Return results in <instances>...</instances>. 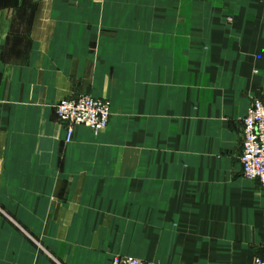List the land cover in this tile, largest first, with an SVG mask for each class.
<instances>
[{
	"label": "crops",
	"instance_id": "1",
	"mask_svg": "<svg viewBox=\"0 0 264 264\" xmlns=\"http://www.w3.org/2000/svg\"><path fill=\"white\" fill-rule=\"evenodd\" d=\"M82 95L108 125L66 141L54 105ZM256 98L264 0H0L5 261L253 264L264 187L239 156Z\"/></svg>",
	"mask_w": 264,
	"mask_h": 264
},
{
	"label": "built area",
	"instance_id": "2",
	"mask_svg": "<svg viewBox=\"0 0 264 264\" xmlns=\"http://www.w3.org/2000/svg\"><path fill=\"white\" fill-rule=\"evenodd\" d=\"M59 123L66 130V141L71 140L76 126H85L93 133L104 130L110 119L107 101L82 95L60 100L54 106ZM243 176L264 187V100L256 98L242 117V144L239 156ZM109 264H154L134 256H114ZM253 264H264V252Z\"/></svg>",
	"mask_w": 264,
	"mask_h": 264
},
{
	"label": "rangeland",
	"instance_id": "3",
	"mask_svg": "<svg viewBox=\"0 0 264 264\" xmlns=\"http://www.w3.org/2000/svg\"><path fill=\"white\" fill-rule=\"evenodd\" d=\"M65 99V98H64ZM62 100V99H61ZM104 100V99H103ZM59 102V101H58ZM57 102V103H58ZM56 103V104H57ZM55 106V105H54ZM77 127V126H76ZM85 127V126H83ZM87 128V127H86ZM89 129V128H88ZM90 130V129H89ZM92 132V131H91ZM93 133V132H92ZM95 134V133H94ZM97 134V133H96ZM2 202L0 203V264H21L20 262V257L18 255H16V253L14 252V248H12V252L11 254L13 255L11 257V260H7L5 261V257H4V250L6 251V241H4V233H3V230H4V227H3V221L1 219L9 216L6 211L3 209L2 207ZM35 228V226L33 227ZM39 245H41V250L44 251V250H48V248L46 246H43V242L42 241H38L37 242ZM50 243V241L48 240V244ZM43 252L42 254L46 255L47 257H52L51 256V253L50 252ZM28 264H40V261L38 259L37 256L35 255H29L28 256Z\"/></svg>",
	"mask_w": 264,
	"mask_h": 264
}]
</instances>
